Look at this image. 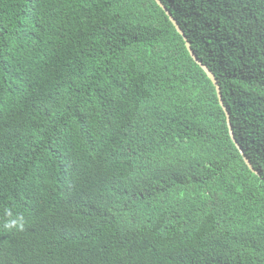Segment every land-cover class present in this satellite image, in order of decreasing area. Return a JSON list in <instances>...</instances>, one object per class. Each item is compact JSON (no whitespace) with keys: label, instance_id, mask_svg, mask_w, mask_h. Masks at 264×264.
I'll use <instances>...</instances> for the list:
<instances>
[{"label":"trees","instance_id":"trees-1","mask_svg":"<svg viewBox=\"0 0 264 264\" xmlns=\"http://www.w3.org/2000/svg\"><path fill=\"white\" fill-rule=\"evenodd\" d=\"M0 0V264H264V0Z\"/></svg>","mask_w":264,"mask_h":264},{"label":"water","instance_id":"water-1","mask_svg":"<svg viewBox=\"0 0 264 264\" xmlns=\"http://www.w3.org/2000/svg\"><path fill=\"white\" fill-rule=\"evenodd\" d=\"M157 3L166 11V13L169 15L171 21L174 23L176 29L178 30V32L184 37L185 41H186V45L188 47V50L190 51L191 56L194 58V60L205 70V72L208 74V76L211 78V80L213 81L214 85L216 86L217 89V94L219 97V101L220 104L222 105L224 111L226 112L227 115V122H228V126H229V131H230V135L233 139V141L235 142L237 148L240 150L241 154L243 155V158L245 160V162L248 164V166L257 173V171L255 170V168L253 167L250 159L246 156L244 150L242 149L241 145L239 144V142L237 141L236 137H235V133L233 131L232 128V124L230 121V113L229 110L227 108V106L225 105L223 98H222V93H221V89L220 86L218 84V81L215 77V74L209 69V67L204 64L199 58L198 56L195 54V52L193 51L192 47H191V43L188 40L185 31L181 28L180 24L178 23V21L174 18V16L172 15V13L169 11V9L165 6V4L162 2V0H156Z\"/></svg>","mask_w":264,"mask_h":264}]
</instances>
